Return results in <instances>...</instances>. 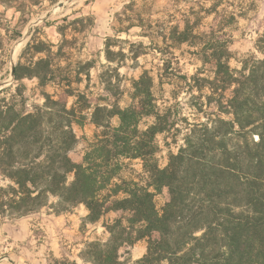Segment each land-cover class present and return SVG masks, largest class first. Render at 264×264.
<instances>
[{"label":"trees","instance_id":"obj_1","mask_svg":"<svg viewBox=\"0 0 264 264\" xmlns=\"http://www.w3.org/2000/svg\"><path fill=\"white\" fill-rule=\"evenodd\" d=\"M0 5L25 13L26 4L18 7L14 0H0ZM144 9L136 1L125 5L115 15L113 31L130 36L139 28L151 40L160 35L164 46L155 49L176 61L174 50L195 48L189 53L203 66L211 65L213 76L202 77L199 68L181 79L191 82L192 93L198 92L190 105L207 117L206 108L215 105V118L190 123L180 102L162 108L150 70L132 82L126 107L119 104L124 93L119 70L111 69L118 78L110 69L101 72L104 89L115 102L99 99L92 104L74 85L83 81L82 75L90 78L93 64L69 60L78 38L70 40L67 33L70 27L77 33L79 20L64 19L58 26L60 44L34 33L14 67L16 86L0 90V176L9 182L0 186V216L18 220L44 208L61 216L85 206L82 231L117 214L112 223L104 222L107 241L84 242L78 257L88 264H264V58H250L240 70L233 69L231 34L199 31V14H193L195 21L186 14L182 25L165 29L146 18ZM225 22L229 27L235 16ZM22 36L8 30L0 38V49L5 51V42L12 45ZM112 41L107 38L105 44L111 63ZM136 46L144 44H132L131 60L138 62L145 53L134 50ZM257 47L264 55V34ZM164 61L161 75H170L172 60ZM26 80L37 81L43 89L42 103L28 93ZM48 86H58L75 102L69 107L57 99L58 93L46 92ZM206 90L211 94H204ZM88 116L97 131L86 140L82 161L75 162L70 156L79 144L75 127H83ZM159 136L166 146L179 147L178 153L169 154L165 168L159 165ZM165 191L168 200L159 209L157 198ZM143 240L148 241L143 258L120 260L121 248ZM53 264L79 262L63 254Z\"/></svg>","mask_w":264,"mask_h":264},{"label":"rangeland","instance_id":"obj_2","mask_svg":"<svg viewBox=\"0 0 264 264\" xmlns=\"http://www.w3.org/2000/svg\"><path fill=\"white\" fill-rule=\"evenodd\" d=\"M39 5H32L31 0H14L15 6L26 4L25 13L12 8L5 11V7L0 5V38L4 36L8 30L13 32L18 30L23 32V36L12 45L5 42V51L0 49V90L16 86L11 76L13 66L20 62L21 55L28 43L31 41L34 33L44 40H48L55 45L60 44L62 36L58 31V26L65 24L64 19L68 21L79 20L76 25L77 33L74 30L68 29V38H78L72 49L70 62L77 63L90 62L93 68L90 71V78L87 75H82L81 83H76L75 88L85 92L92 104L99 103V99H107L110 104L115 102L104 89L100 80V73L110 71V73L118 78L117 71L120 72V88L124 93L119 97L121 107H126L129 102V90L134 80L139 79L143 70H150L156 78L155 94L160 99L159 104L162 108H168L180 102L183 107V118L189 120L190 123L205 122L207 118H215L214 113L217 111L215 105L206 108L209 117L203 113H199L195 107L190 105L193 94L198 95V92L192 93L189 84L181 79L183 76H193L199 68L203 69L202 77L208 78L213 76V68L211 65L203 66L189 52L196 50L184 46L181 50L173 52L178 58V61L171 59L172 56L168 53L163 55L159 53V47H163L162 38L155 36L154 39L142 37V30L134 28L130 32V36H117L113 31L115 24V15L123 11L125 5L136 1L140 7H144L146 18H150L156 25L174 26L183 24L184 15H191L193 21L199 14L201 21L199 31L212 33L216 31L227 32L233 36L230 50L233 58L230 65L233 69L240 70L245 60L256 57L264 58V55L258 50L257 44L259 39L264 34V0H37ZM149 14V15H148ZM235 16L236 22L229 27L226 26L225 20L230 16ZM195 16V17H194ZM75 28V27H72ZM221 34V33H219ZM107 38H112L111 50L114 62H108L105 57V44ZM142 42L144 46L134 50L141 51L145 54L141 55L138 62L131 60L133 53L131 52L132 44ZM20 47V51L15 58V51ZM164 60H172L170 75H161V68ZM179 62V64H178ZM67 61H64V65ZM24 83L28 87V93L33 96V100L39 103L43 102L41 91L37 81L26 80ZM45 91L50 94L58 93L57 99H62L68 102L69 107L75 102V97H67L59 89L58 86H48ZM204 94L210 95L211 92L206 90ZM231 90L226 93V99L231 97ZM216 114V113H215ZM223 115V114H222ZM225 118L227 116L223 115ZM116 124V121H114ZM97 129L91 122L90 116L83 127H75V132L79 137V144L70 154L75 162H81L84 152L87 148V139L93 138ZM162 152L158 155L159 165L165 168L169 163V154L178 153L179 147L173 145L166 146L163 136L158 138ZM257 140V138H255ZM169 139L168 142H171ZM179 144H183L182 141ZM136 169H140L141 165L137 162ZM9 184L0 176V186ZM168 200V194L165 191L157 198L158 208L162 209ZM55 201V199H53ZM44 212L53 211L49 208H44ZM40 211V212H41ZM54 214V213H53ZM88 212L85 206H79L70 215L73 219L68 223L69 229L63 234L60 239V257L50 258V264L53 260L62 258L63 254H67L72 260H78L79 264L83 261L78 257L81 250L84 248L85 241H95L100 239L103 242L109 238V233L104 227V222L112 223L117 218V214L110 213L103 221L98 224H88L81 231L82 218L87 216ZM1 219H8L1 217ZM10 220V219H8ZM11 221V220H10ZM3 243L0 239V264H23L15 258L11 259L10 254L13 251L2 248ZM148 250V241L143 240L130 247H123L120 250V260L124 263L135 262L144 257ZM15 257V256H14Z\"/></svg>","mask_w":264,"mask_h":264},{"label":"crops","instance_id":"obj_3","mask_svg":"<svg viewBox=\"0 0 264 264\" xmlns=\"http://www.w3.org/2000/svg\"><path fill=\"white\" fill-rule=\"evenodd\" d=\"M72 221L68 214L44 211L18 220L1 219L2 248L13 251L11 259L23 264H50V258L60 257L59 242Z\"/></svg>","mask_w":264,"mask_h":264},{"label":"bare ground","instance_id":"obj_4","mask_svg":"<svg viewBox=\"0 0 264 264\" xmlns=\"http://www.w3.org/2000/svg\"><path fill=\"white\" fill-rule=\"evenodd\" d=\"M19 51H20V47H17V49H16V51H15V58H16V56L18 55Z\"/></svg>","mask_w":264,"mask_h":264},{"label":"water","instance_id":"obj_5","mask_svg":"<svg viewBox=\"0 0 264 264\" xmlns=\"http://www.w3.org/2000/svg\"><path fill=\"white\" fill-rule=\"evenodd\" d=\"M14 67H15V66H13L12 71H11V76H12V78H14Z\"/></svg>","mask_w":264,"mask_h":264}]
</instances>
